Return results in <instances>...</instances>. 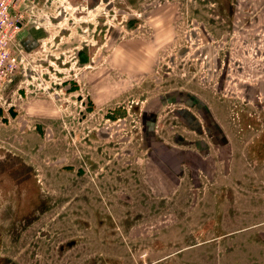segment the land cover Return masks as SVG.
<instances>
[{
  "label": "rangeland",
  "instance_id": "rangeland-1",
  "mask_svg": "<svg viewBox=\"0 0 264 264\" xmlns=\"http://www.w3.org/2000/svg\"><path fill=\"white\" fill-rule=\"evenodd\" d=\"M70 2H34L0 87V264H264V0ZM196 104L237 166L166 155L174 112L206 137Z\"/></svg>",
  "mask_w": 264,
  "mask_h": 264
},
{
  "label": "crops",
  "instance_id": "crops-1",
  "mask_svg": "<svg viewBox=\"0 0 264 264\" xmlns=\"http://www.w3.org/2000/svg\"><path fill=\"white\" fill-rule=\"evenodd\" d=\"M36 0H29L27 4H25L22 7V11L30 12L31 15L27 16L26 21H24L22 31L18 36V39L16 41V45L14 50L22 51L23 54L26 55L27 51H29V46L32 39H34V36H31L30 28L31 25L36 24L37 21L33 20L34 14L33 10L36 8L34 6V2ZM64 2L69 6H71L70 0H64ZM90 4L93 6V8H90ZM105 5L104 0H89L88 5L86 6L87 9L85 11L90 12V10H94L97 5ZM109 6V5H108ZM73 8V7H72ZM79 11H82V7L79 8ZM36 28V27H35ZM33 37V38H32ZM203 106L200 104H196L195 111L199 117L202 118L203 124L202 127H204L207 135L206 137L200 133L194 136L190 134H184V129H190L192 130L193 122H196V120L190 119L187 112L184 110H180L178 112H174L172 115V118L178 119L181 126H174L172 125L169 120L171 117L166 116V120L163 123L162 129H161V136H159V141L162 143H169V144H175L176 149H174V152L167 151L166 155L172 156V159H175V161L178 163V165L182 164L183 161H187L189 159H208L211 158L213 160V168L217 169L218 167H225L227 164V158L226 155L230 151L232 154H234V160L236 162H233L234 166H237V160L240 158V153L242 150V145L245 143L243 141L242 136H237L232 133L231 127H229L227 124H220V120H218L217 115L215 114L214 107L208 106L206 110L202 108ZM189 111V110H186ZM201 119L199 118V122ZM197 125V122H196ZM231 133L233 135H231ZM185 141H190L192 144L195 142L198 146L197 149V155L198 158L194 156V158H191L190 156H187V154L183 151ZM189 155V154H188ZM187 159V160H186ZM237 159V160H236ZM226 160V162H225ZM170 162L167 163L169 165ZM170 166V165H169Z\"/></svg>",
  "mask_w": 264,
  "mask_h": 264
},
{
  "label": "built area",
  "instance_id": "built-area-1",
  "mask_svg": "<svg viewBox=\"0 0 264 264\" xmlns=\"http://www.w3.org/2000/svg\"><path fill=\"white\" fill-rule=\"evenodd\" d=\"M29 0H0V87L24 61L22 51H15L22 31V7Z\"/></svg>",
  "mask_w": 264,
  "mask_h": 264
},
{
  "label": "flooded vegetation",
  "instance_id": "flooded-vegetation-1",
  "mask_svg": "<svg viewBox=\"0 0 264 264\" xmlns=\"http://www.w3.org/2000/svg\"><path fill=\"white\" fill-rule=\"evenodd\" d=\"M114 0H109V2L107 3V4H103L104 5V9L105 10H107V11H110V10H112L114 7H115V3L113 2ZM118 1V0H117ZM105 3V2H104ZM109 5V6H108ZM120 8L118 9L119 11H122L123 10V7L122 6H119ZM90 8H93V6L90 4ZM10 205H11V203H10ZM10 205L7 203L1 210H0V213L2 212V211H4V210H6V211H9V209H10ZM11 220H12V223H14V222H16L18 219H19V217H20V215L17 213V214H15V215H11ZM10 228V227H9ZM16 227L14 226V229H15ZM0 236L2 237V238H5V233H1L0 234Z\"/></svg>",
  "mask_w": 264,
  "mask_h": 264
},
{
  "label": "water",
  "instance_id": "water-1",
  "mask_svg": "<svg viewBox=\"0 0 264 264\" xmlns=\"http://www.w3.org/2000/svg\"><path fill=\"white\" fill-rule=\"evenodd\" d=\"M105 4H107L109 2V0H104Z\"/></svg>",
  "mask_w": 264,
  "mask_h": 264
}]
</instances>
